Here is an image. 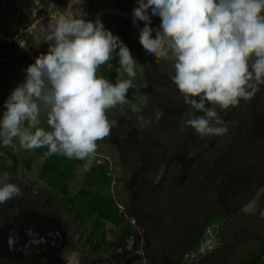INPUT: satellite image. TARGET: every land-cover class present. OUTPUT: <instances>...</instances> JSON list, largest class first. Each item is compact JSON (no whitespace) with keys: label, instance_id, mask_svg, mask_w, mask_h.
Wrapping results in <instances>:
<instances>
[{"label":"rangeland","instance_id":"obj_1","mask_svg":"<svg viewBox=\"0 0 264 264\" xmlns=\"http://www.w3.org/2000/svg\"><path fill=\"white\" fill-rule=\"evenodd\" d=\"M128 1L84 0L78 6V0H0V39L7 43L0 66V117L6 98L25 80L15 48L26 51L35 62L47 53L49 21L76 7L86 13L83 19L94 22L99 18L118 35L138 64L134 87L129 89L132 98L126 95L125 103L107 110L108 120L114 122L110 135L98 140L95 152L75 166L66 191L54 192L49 187L40 175L44 160L34 149L21 148L15 138L13 146H0V162L11 161V170L1 171L0 176L7 173V182L21 190L19 196L0 205V214L8 213L15 226L57 229L61 238L56 242L65 248L61 252L65 264H94L112 258L119 264H181L183 252L196 245L206 221L220 209L226 214L219 221L223 243L194 263L240 264L253 254L264 256V219L257 206L258 198L264 206V86L235 107H217L228 127L226 134L199 137L186 124L197 115L172 82L173 62L147 56L136 24L122 23L119 12ZM105 64L114 66L116 73L99 76L113 82L118 75L127 78L118 57ZM157 111L162 113L158 121ZM141 116L143 124L138 119ZM39 119L47 120L43 107ZM27 157L33 158L29 167L23 162ZM94 161L107 164L112 181L102 193L120 206L124 218L119 224L97 217L77 224L71 199L83 187ZM132 238L137 242L135 253L119 260L114 249ZM138 249L141 254L136 253ZM13 264L24 263L16 260Z\"/></svg>","mask_w":264,"mask_h":264},{"label":"clouds","instance_id":"obj_2","mask_svg":"<svg viewBox=\"0 0 264 264\" xmlns=\"http://www.w3.org/2000/svg\"><path fill=\"white\" fill-rule=\"evenodd\" d=\"M133 24L144 23L139 43L147 56L171 60V77L184 103L203 112L186 121L201 137L223 136L228 127L214 106L235 107L264 86V0H136ZM84 0H78V6ZM82 7L60 14L46 27V54L25 69V80L4 102L0 146L47 147L69 159H86L97 141L110 135L106 112L126 102L138 71L130 49L97 18L85 20ZM152 18L161 21L153 35ZM118 57L127 78L97 75L99 66ZM198 98V99H197ZM206 102L213 107H206ZM42 107L48 129L39 127ZM162 113H155L159 120ZM141 124L144 118L138 117ZM9 165L11 161H7ZM0 176V205L20 195Z\"/></svg>","mask_w":264,"mask_h":264},{"label":"trees","instance_id":"obj_3","mask_svg":"<svg viewBox=\"0 0 264 264\" xmlns=\"http://www.w3.org/2000/svg\"><path fill=\"white\" fill-rule=\"evenodd\" d=\"M67 0H58V2L66 3ZM129 0L121 9H126L130 2ZM122 23H130V20H122ZM136 24V23H135ZM138 34H140L139 27L136 25ZM140 36V35H139ZM7 43L0 39V66L2 65L4 58L6 57V47ZM14 55L21 61L23 69L21 70V75L25 76V69L28 65L34 63L26 51L15 48ZM116 68L113 66L111 68L106 67V64L99 66L97 69V75L112 76L115 75ZM18 75V73H17ZM16 75V76H17ZM129 98L132 96L129 93V89L126 94ZM198 99V98H197ZM206 107H213V105L206 102ZM216 109L218 106H214ZM192 113L197 116H202L203 112L192 109ZM39 127L48 129L46 122L40 121ZM34 150L43 158L44 162L40 169V175L48 182L49 187L54 192H64L69 186L71 181L72 172L76 165L84 162L80 159H69L63 155L53 154L48 157H44V153L47 151V147L34 148ZM8 160L0 162V172L5 170H11ZM33 158L27 157L23 160L26 167H29ZM107 164L104 162L94 161L90 165L83 181V187L78 191V193L71 199V208L76 211L77 224L83 225L93 217H97L102 220L109 221L113 224H119L123 221V213L120 206L116 203L114 198L109 195L102 193V190L107 188L112 181L111 176L108 174ZM95 188V190H93ZM50 203V202H49ZM7 219H9V214H6ZM224 214L216 210L210 218L206 221L202 232L200 233V239L203 235L206 226L219 222L220 218H223ZM198 240V242L200 241ZM197 242V243H198ZM196 243V244H197ZM264 245V239H263ZM184 260V255H183ZM240 264H264V256L260 254H253L246 261H242Z\"/></svg>","mask_w":264,"mask_h":264},{"label":"flooded vegetation","instance_id":"obj_4","mask_svg":"<svg viewBox=\"0 0 264 264\" xmlns=\"http://www.w3.org/2000/svg\"><path fill=\"white\" fill-rule=\"evenodd\" d=\"M259 194L261 195V192ZM259 204L258 198L257 206L258 208L261 207L259 217L263 218L261 217V213L264 206H260ZM242 209L243 206L241 210ZM219 211L221 210L219 209ZM222 213L225 217L226 214L224 212ZM0 218L2 221V223H0V261H10V264H13V261L16 260H20L24 264H65L61 258V252H63L65 248H60L61 242H56L57 238H61L59 234H56L57 229H52L51 226L40 227L38 225L33 226L32 224L29 226L22 224L15 226L9 219H7L6 212L0 214ZM221 231L222 229H220V244L215 250L219 249L223 243ZM136 244V240L132 238L127 241V244L123 247L118 245V247L114 249L113 253L120 254L119 260L122 261L127 253L133 252V248H136ZM141 252L142 251L139 249L136 251L138 254H141ZM184 252L179 259L181 264H185L183 260ZM42 257L44 259H42ZM65 257L66 256H64V258ZM147 257L149 258L148 255ZM94 264H119V261H116L115 258L106 260L101 259L96 261Z\"/></svg>","mask_w":264,"mask_h":264},{"label":"built area","instance_id":"obj_5","mask_svg":"<svg viewBox=\"0 0 264 264\" xmlns=\"http://www.w3.org/2000/svg\"><path fill=\"white\" fill-rule=\"evenodd\" d=\"M137 6L138 5L136 0H132L129 6L126 9L122 10V13L119 12L122 20L126 19L133 21V9ZM135 23L139 27V31L144 27V23L142 21L137 20ZM161 26V21H159V19L152 18V24L150 25V29L153 32V35H155L156 32L160 31ZM219 244V222H214L206 226L200 241L194 247L189 248L184 252L185 264H194V262L197 261L199 258L215 250Z\"/></svg>","mask_w":264,"mask_h":264},{"label":"water","instance_id":"obj_6","mask_svg":"<svg viewBox=\"0 0 264 264\" xmlns=\"http://www.w3.org/2000/svg\"><path fill=\"white\" fill-rule=\"evenodd\" d=\"M261 217L264 218V208H263V210H262Z\"/></svg>","mask_w":264,"mask_h":264}]
</instances>
